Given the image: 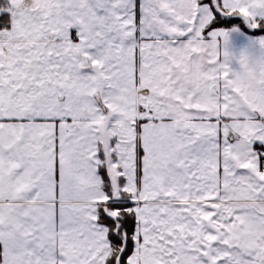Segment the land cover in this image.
<instances>
[{
  "label": "snow or ice",
  "instance_id": "1",
  "mask_svg": "<svg viewBox=\"0 0 264 264\" xmlns=\"http://www.w3.org/2000/svg\"><path fill=\"white\" fill-rule=\"evenodd\" d=\"M0 28V264H264V0H7Z\"/></svg>",
  "mask_w": 264,
  "mask_h": 264
},
{
  "label": "trees",
  "instance_id": "2",
  "mask_svg": "<svg viewBox=\"0 0 264 264\" xmlns=\"http://www.w3.org/2000/svg\"><path fill=\"white\" fill-rule=\"evenodd\" d=\"M6 3H7V0H0V7H3ZM241 26L243 27V25H241ZM0 30H2V28H0Z\"/></svg>",
  "mask_w": 264,
  "mask_h": 264
},
{
  "label": "crops",
  "instance_id": "3",
  "mask_svg": "<svg viewBox=\"0 0 264 264\" xmlns=\"http://www.w3.org/2000/svg\"><path fill=\"white\" fill-rule=\"evenodd\" d=\"M137 3H138V5H139L140 0H137ZM137 13H138V15H139V7L137 8ZM257 147H259V145H257Z\"/></svg>",
  "mask_w": 264,
  "mask_h": 264
}]
</instances>
